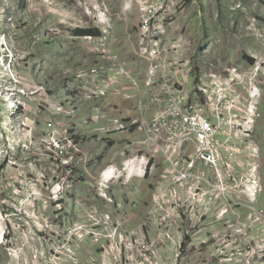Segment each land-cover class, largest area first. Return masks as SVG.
<instances>
[{
  "label": "built area",
  "instance_id": "obj_1",
  "mask_svg": "<svg viewBox=\"0 0 264 264\" xmlns=\"http://www.w3.org/2000/svg\"><path fill=\"white\" fill-rule=\"evenodd\" d=\"M250 28L259 46L249 52L254 63L200 72L193 91L187 86L198 71L178 51L162 48V20L141 21L138 52L148 64L141 76L107 47L106 37L88 36L87 44L101 41L98 51L110 66L83 75L86 98L103 102L119 94L137 102L135 116L103 114L104 124L92 131L106 138L127 135L117 160L96 177L90 170L104 153L84 148L54 124L48 138L13 140L4 147L10 133L6 109L24 107L17 93L27 97V92L0 91V115L6 120L0 125V161L8 158L9 166L19 168L14 157L21 149L38 158L48 152L57 171L68 174L48 182L21 173L11 184L12 194L0 193V245L11 263L66 264L68 258L79 264L77 256L87 254L86 264H178L201 254L206 260L198 264H264V208L259 206L264 163L256 141L264 122V30L255 18ZM1 47L3 66L9 53ZM116 79L130 86L111 91ZM63 108L55 109L62 113ZM92 120L100 122L98 116ZM81 171L92 181L87 175L74 178ZM146 178L155 182L151 203L139 223L128 226L120 219L126 203L117 201L114 189ZM82 190L89 194L77 193Z\"/></svg>",
  "mask_w": 264,
  "mask_h": 264
},
{
  "label": "rangeland",
  "instance_id": "obj_2",
  "mask_svg": "<svg viewBox=\"0 0 264 264\" xmlns=\"http://www.w3.org/2000/svg\"><path fill=\"white\" fill-rule=\"evenodd\" d=\"M132 1L99 0L95 3L94 0H0V52H3V45L7 54L9 53L5 55V65L0 66V91L14 89L16 92L17 89H26L27 92V97L17 93V97L25 104L24 107L12 112L6 109L10 120V138L5 136L4 147L12 140L25 144L28 139L48 138L52 134L48 130L49 124H54L59 130L68 131L83 145L90 143L92 147L107 149L101 155L106 163L117 160L122 151L121 145L124 144V140L119 141L123 134L106 138L101 133L94 136L91 132L104 124L101 121L103 114L113 118L127 117L133 106L126 108V102L119 94H112L103 102L86 98L87 80L83 79V75L90 74L95 67L99 68L102 61L98 51L101 41L98 40L94 45L87 44L86 38L90 35L78 34V30L97 31L95 36L112 39L113 45L109 46L118 53L120 59L137 61L135 53L139 59L141 21L146 17L162 20L165 28L162 48L169 49V52L178 51L198 71L190 76L187 88L191 91L194 90L195 80L200 72L223 71L232 65L244 64L247 62L245 55L249 56L252 49L259 51L257 39L250 27L251 19L255 18L257 25L264 30V0ZM127 2L132 3L129 11H126ZM111 34L112 38L109 37ZM0 60L2 61V57ZM105 63L102 65L106 66ZM139 63L140 70L148 67L145 61ZM109 80L114 81V76L110 75ZM102 84L106 86V83ZM118 88L114 86L111 91ZM62 105V113H58L55 108ZM2 109L1 106L0 111ZM260 109L264 114V98ZM27 114L29 120L26 119ZM95 116L100 118L96 125L92 124V117ZM4 121L0 117V125ZM38 125L41 126L39 132ZM256 141L261 145L264 155V125ZM14 160L19 166L27 167L32 164L35 173L45 176L48 182L68 176L67 172L57 171L52 164V155L48 152L38 158L21 149ZM8 161V158L0 161V180L10 177L7 168L11 171L15 169L9 166ZM101 168L93 167L90 174L98 176ZM86 175L81 171L75 173L74 178ZM87 177L92 181L89 175ZM154 185L152 178H146L137 180L128 187L114 189L117 190V201L128 204L127 213L120 215V219L128 226L138 216H143L151 203ZM90 189L92 195L94 189ZM80 192L85 194L88 191ZM259 203L264 208V195L260 197ZM134 209L138 211L136 216L130 214ZM34 243L35 241H29L30 245L36 246ZM4 247L0 245V264H23L22 260L11 263ZM93 249L95 252L96 249ZM46 250L50 252L52 248ZM201 250L194 248L193 251ZM26 253L30 255L29 249ZM17 256H20L19 252ZM87 257V254H79L77 261L79 264H86ZM198 259L206 260L200 254L178 264H198ZM66 262L73 264L68 258ZM36 264H43V261H36Z\"/></svg>",
  "mask_w": 264,
  "mask_h": 264
},
{
  "label": "crops",
  "instance_id": "obj_3",
  "mask_svg": "<svg viewBox=\"0 0 264 264\" xmlns=\"http://www.w3.org/2000/svg\"><path fill=\"white\" fill-rule=\"evenodd\" d=\"M112 35L113 34H111V35H109V37H111L112 38ZM108 37V38H109ZM109 40H110V42H109ZM109 40H107V47L111 50V48H110V46H112L113 44L111 43V40L112 39H110L109 38ZM164 41H165V37H164ZM110 45V46H109ZM113 51V50H112ZM114 52V51H113ZM116 52V51H115ZM118 54V53H117ZM135 55H136V57H137V61L136 60H126V61H128L130 64H131V67L133 68V69H135L137 72H138V76H141L142 75V73H144L145 72V70L147 69H143V70H140L139 69V66H140V63L139 62H142L143 60L139 57V59H138V56H137V54L135 53ZM144 62V61H143ZM101 64L100 65H102V63H104L103 62V60L100 62ZM132 63L133 64H135V65H132ZM106 64V67L107 68H109V64H107V63H105ZM104 65V64H103ZM117 78H119V77H117ZM120 84H123V86L124 87H129L130 85H129V83L128 82H125V81H118L117 79H116V86L117 87H119L120 86ZM126 103H125V105H126V108L127 107H129V105H132L133 106V110L129 113V115L127 116V117H130V116H135L136 114H137V108H136V105H137V102L136 101H125ZM2 103V102H1ZM1 103H0V108H1ZM27 113V112H26ZM4 114H6L7 115V112H6V110L4 111ZM1 117V116H0ZM126 118V116H123V118ZM2 118V117H1ZM26 119H28L29 120V118H28V114L26 115ZM32 120H34V119H32ZM6 121V120H5ZM263 125H264V122L260 125V127H259V129H258V131H257V135L259 134V136L261 135V132H262V130H263ZM38 127V132L41 130L40 128H41V126L40 125H38L37 126ZM91 133H93V132H91ZM6 137H7V139H9L10 138V134H7V135H5ZM127 137V135H123V137H120L119 138V141L120 140H122V139H124V138H126ZM13 141V140H12ZM11 143V142H10ZM9 143V144H10ZM87 143H89V141L87 142ZM84 146V148H87V149H90V150H92V151H100V152H102V153H104L103 151L104 150H107V149H100V148H98V147H92V144H90L89 143V145H83ZM93 146H95V145H93ZM260 152H261V156H262V161H263V163H264V155H263V153H262V149H261V145H260ZM40 161V160H39ZM41 162V161H40ZM111 163H112V161H111ZM111 163H106L105 161H101L100 162V164H99V166H100V168L101 167H105L106 165H109V164H111ZM26 168V169H25ZM30 169V165L29 166H27V167H25V166H22V167H19V168H15V169H13L14 171H11V169L10 168H7L6 169V171H8L9 172V174H10V177L8 178V179H1L0 180V193L1 194H3V195H5L6 193H7V195H10V194H12V188H13V186L11 185L13 182H15V179L18 177V175L19 174H21V173H26V174H33V175H39L38 173H35V167L31 170H29ZM5 173V172H4ZM263 186H264V170H263ZM77 193H81L80 191L79 192H77ZM77 193H74V194H76L77 195ZM264 195V194H263ZM262 195V196H263ZM127 207H128V204H126V206H125V210H124V212H126L127 213ZM126 213H124V214H126ZM134 213V214H133ZM133 213H130V214H132V215H135L136 216V214L138 213V211L137 210H133ZM143 216H144V214H143ZM142 216V217H143ZM142 217H139L138 216V218H136L135 219V221L134 222H132L131 224H133L134 223V225H137L138 223H139V221L142 219Z\"/></svg>",
  "mask_w": 264,
  "mask_h": 264
},
{
  "label": "trees",
  "instance_id": "obj_4",
  "mask_svg": "<svg viewBox=\"0 0 264 264\" xmlns=\"http://www.w3.org/2000/svg\"><path fill=\"white\" fill-rule=\"evenodd\" d=\"M78 34H81V35H95V34H98L97 31H93V30H78L77 31ZM245 60H247L249 63H254V59L245 55L244 56Z\"/></svg>",
  "mask_w": 264,
  "mask_h": 264
},
{
  "label": "bare ground",
  "instance_id": "obj_5",
  "mask_svg": "<svg viewBox=\"0 0 264 264\" xmlns=\"http://www.w3.org/2000/svg\"><path fill=\"white\" fill-rule=\"evenodd\" d=\"M132 7V3L131 2H127V7H126V11H129Z\"/></svg>",
  "mask_w": 264,
  "mask_h": 264
}]
</instances>
